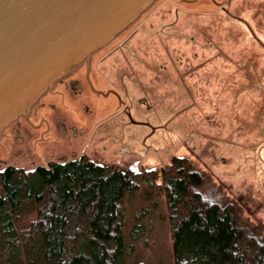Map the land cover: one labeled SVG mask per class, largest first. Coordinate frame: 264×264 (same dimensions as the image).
<instances>
[{
  "label": "rangeland",
  "instance_id": "1",
  "mask_svg": "<svg viewBox=\"0 0 264 264\" xmlns=\"http://www.w3.org/2000/svg\"><path fill=\"white\" fill-rule=\"evenodd\" d=\"M141 1L89 57L78 52L46 79L54 61L26 65L33 76L23 91L41 87L30 101L2 82L0 106L9 97L15 108L0 124V167L79 155L131 170L189 161L199 194L235 201L242 221L264 234V0ZM85 77L103 95L88 111L59 102L54 93H72L70 79L97 95ZM17 123L22 146L12 137ZM179 188L172 181L160 193L143 182L124 196L123 240L133 244L125 264H173L167 204Z\"/></svg>",
  "mask_w": 264,
  "mask_h": 264
},
{
  "label": "trees",
  "instance_id": "2",
  "mask_svg": "<svg viewBox=\"0 0 264 264\" xmlns=\"http://www.w3.org/2000/svg\"><path fill=\"white\" fill-rule=\"evenodd\" d=\"M172 181L173 264H264V234L235 201L199 194L189 161L131 170L85 155L0 167V264H125L133 244L123 240L124 196L143 182L161 193Z\"/></svg>",
  "mask_w": 264,
  "mask_h": 264
},
{
  "label": "water",
  "instance_id": "3",
  "mask_svg": "<svg viewBox=\"0 0 264 264\" xmlns=\"http://www.w3.org/2000/svg\"><path fill=\"white\" fill-rule=\"evenodd\" d=\"M115 1L118 0H0V85L4 82L10 87L5 90L6 93L14 95V90L33 76L26 65L36 61L39 56L44 57L46 64L48 61L51 63L55 56L51 51L59 44H64V54L76 57L80 52L89 57L97 44L126 17L118 20L104 38L89 47H83V42L77 39L79 31L87 22L98 20V16L109 10ZM152 1L147 0L146 4ZM138 6L139 3L132 12ZM69 38H73L74 42L66 43L65 40ZM33 44V50L28 48ZM76 48L77 51L71 53L70 50ZM51 65L50 69L49 66L46 68L45 79L53 75Z\"/></svg>",
  "mask_w": 264,
  "mask_h": 264
},
{
  "label": "bare ground",
  "instance_id": "4",
  "mask_svg": "<svg viewBox=\"0 0 264 264\" xmlns=\"http://www.w3.org/2000/svg\"><path fill=\"white\" fill-rule=\"evenodd\" d=\"M141 0H118V1H115L116 3L109 9V10H107V11H105L101 16H98L99 18H101L102 20L95 26V27H93V28H91L90 30H89V26H90V23H92V22H87V24H85L84 25V27L79 31V33L81 34V33H84L85 34V36H87V35H89L90 33V37H91V39L90 38H88V39H85V37H81V35H78L77 36V39H80L81 41V43H82V45H83V47L85 46V47H89L90 45H93V44H95V43H97L98 41H100L102 38H104L109 32H110V30H111V28L114 26V24H116V22L118 21V20H120V19H122V17L124 18V17H126V16H128V14H129V11L131 12L132 10H133V8L137 5V3H139ZM129 3L128 5L127 4H125V7H124V9H122V11L121 12H119V10H120V6L123 4V3ZM127 6V7H126ZM127 9V10H126ZM129 9V10H128ZM112 12V14L114 13V15L116 16V17H114V18H109V16H107L108 14L110 15V13ZM119 12V13H118ZM116 13H118V14H116ZM112 17V16H111ZM98 18V19H99ZM105 19H106V21H105ZM111 19V20H110ZM102 23V24H101ZM99 24H101V25H99ZM72 25H74L73 23H72ZM65 42L67 43V42H69V43H72V42H74V39L73 38H69V39H66L65 40ZM76 43H78V42H76ZM63 45L64 44H62V45H57L54 49H53V51H51V53L52 54H54L55 56H54V58L51 60V61H54V64L56 65H54L55 67L54 68H56V67H58L57 65H59L60 63H66V62H68L69 60H71L72 58H75L73 55H70V54H64V50H63ZM72 56V57H71ZM61 57V58H60ZM53 67V66H52ZM54 68H53V70H54ZM53 70L51 71V72H53ZM28 80H30V78L28 77L27 79H26V83L28 82ZM24 82V83H25ZM31 82V81H30ZM23 83V84H24ZM25 83V84H26ZM23 84H21V86L20 87H18L17 89H15L14 90V93L16 94V95H18V96H20L21 97V99L23 98L24 100H26L27 98H29V99H27L28 101H30L31 99H32V97L34 96V94L36 93V92H38V90L39 89H41V87L40 88H37V89H35V88H33V89H31V83L28 85V91H23V90H27V89H23L22 87H25V84H24V86H23ZM31 86V87H30ZM41 86H43V85H41ZM32 91H34L32 94L33 95H27V94H29V93H31ZM11 96V95H10ZM28 96V97H27ZM31 97V98H30ZM16 99V98H15ZM22 99V100H23ZM15 104V103H14ZM13 104V101H10L9 100V97H8V99L7 100H4V102H3V107L2 106H0V107H2L1 109H0V124L2 123V122H4L7 118H5L4 119V117H5V115H6V112H7V110H9V109H14L15 108V105ZM2 118V119H1ZM4 119V120H3Z\"/></svg>",
  "mask_w": 264,
  "mask_h": 264
},
{
  "label": "flooded vegetation",
  "instance_id": "5",
  "mask_svg": "<svg viewBox=\"0 0 264 264\" xmlns=\"http://www.w3.org/2000/svg\"><path fill=\"white\" fill-rule=\"evenodd\" d=\"M85 79H86V77H85ZM89 79H90V75H89ZM86 81H87V85H88L87 87H89V89L91 91H93V93H95L97 95H83V92H84L83 85L80 84L81 88L78 90L77 87H78L79 83L77 82L76 79H70L67 82L68 85H70V87H71L72 93H70V94L62 93L61 95H60V93H57V94L54 93V95L58 96L59 102H63V103L66 102V101L70 102L68 104V106H70L69 108H71L73 110H79L80 111V109H84V111H88L89 110V108H88L89 103H91L95 98H98L99 96H103V95H100L98 90L92 86L93 84H92L91 80H90L91 83L87 79H86ZM58 83L63 85L65 83L64 79L59 80ZM108 94L110 95V94H113V93L112 92H108ZM109 95H105V96H109ZM43 105H44V103H43ZM49 107L51 109H54L55 105L54 104L53 105L50 104ZM47 123H48L47 124L48 125L47 128L50 130V126L49 125H51L52 122L48 121ZM62 125L64 126V123H62ZM12 137H13V141H18V143L21 144V146L25 142V140H26V132L19 127V123H17L14 126V128H13V136ZM22 151H23L22 149H17V152H16L17 155H21Z\"/></svg>",
  "mask_w": 264,
  "mask_h": 264
}]
</instances>
